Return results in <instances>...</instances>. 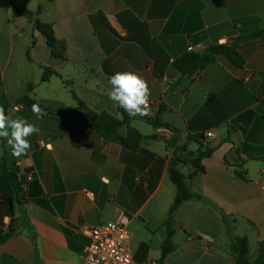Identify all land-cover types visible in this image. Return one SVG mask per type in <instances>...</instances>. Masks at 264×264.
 Listing matches in <instances>:
<instances>
[{
	"label": "crops",
	"instance_id": "0c3cea01",
	"mask_svg": "<svg viewBox=\"0 0 264 264\" xmlns=\"http://www.w3.org/2000/svg\"><path fill=\"white\" fill-rule=\"evenodd\" d=\"M12 3L53 25L58 57ZM125 11L170 57L164 74L156 58L126 40L116 19ZM263 29L264 0H0V109L39 130L19 157L0 138V235L15 232L0 245V264H83L89 229L124 215L136 264H237L236 237L247 241L252 264H264V36L240 44L243 68L219 56L189 77L174 65ZM45 69L57 75L43 81ZM118 72L147 84L148 115L105 138L86 116L123 120L109 98ZM210 99L226 117L201 146L188 124ZM131 129L142 136L138 144ZM173 160L198 197L171 216ZM169 225L174 249L162 262Z\"/></svg>",
	"mask_w": 264,
	"mask_h": 264
},
{
	"label": "trees",
	"instance_id": "16d2710c",
	"mask_svg": "<svg viewBox=\"0 0 264 264\" xmlns=\"http://www.w3.org/2000/svg\"><path fill=\"white\" fill-rule=\"evenodd\" d=\"M13 4V3H12ZM15 10L22 15H25L29 21L34 24V27L46 38L49 47L53 51V55L58 57L56 47L57 42L55 38L54 28L51 24H46L41 22L36 18V15L39 14L40 11L34 13L29 10L23 9L14 5ZM102 22L111 29V26L108 22V19L104 16V14L99 13L97 15ZM116 19L120 23V25L127 31L128 35L126 40L135 42L139 44L142 49L148 53L153 58L157 60L156 70L162 75L164 74L167 66L170 64L171 59L167 55V53L155 42L152 40L150 31L148 26L141 22L132 12L125 11L121 12L116 16ZM264 36V29L261 31L254 32L251 35H242L235 39L232 44H224V45H214L209 47L203 53H193L189 52L180 59H178L174 65L175 67L184 75V76H193L200 73L204 70L208 65L215 62L219 56L226 57L232 64H234L238 68H243L246 65V60L241 55L239 51V46L242 42L260 38ZM35 46V41L32 43V48ZM57 75V72L45 69L43 75V81H47L51 76ZM215 99H210L208 104L199 110L190 120H189V130L194 135L191 137L192 140L197 141L201 146L205 140L204 133L212 128H215L218 123L221 121L223 117H226V113L218 101L217 104L220 108L216 107ZM80 108L84 109L85 105L83 102L80 103ZM120 112L123 115V120L118 121L112 118L110 115L106 113L97 114L92 111H88L86 122L88 126L93 127L99 133H101L105 138L114 137V132L117 127L128 125L133 117H129L128 114L124 111L123 108L120 107ZM155 127L162 126L158 120L153 122ZM131 135L136 137V143L142 138V136L134 130H130ZM133 133V134H132ZM211 151H207L204 154H200V157L209 156ZM2 173L7 176L9 179H12V175L9 173V170L5 167H1ZM170 178L172 182L177 187V197L175 201V205L172 209L171 216L176 210V208L184 201L197 198L198 196L190 192L186 185V177L184 174L178 170V162L176 160L171 161L170 164ZM21 183L18 184L20 187ZM16 185L17 191L19 190ZM15 235L13 227L10 228L9 232L0 235V245L9 240L11 237ZM173 236V231L169 225V237L167 241L163 245V253H162V262L163 260L173 251V246L171 244L170 238ZM233 252L236 258L237 264H252L249 253H248V245L247 241L243 238L236 237L233 240Z\"/></svg>",
	"mask_w": 264,
	"mask_h": 264
},
{
	"label": "clouds",
	"instance_id": "9594fccd",
	"mask_svg": "<svg viewBox=\"0 0 264 264\" xmlns=\"http://www.w3.org/2000/svg\"><path fill=\"white\" fill-rule=\"evenodd\" d=\"M109 83V98L123 108L129 117L148 115L150 93L147 84L138 75L132 72H118L110 78ZM32 111L38 116L42 114L38 105H33ZM38 131L35 125L19 118L12 119L0 109V138L7 140L13 156L25 154L30 147L26 138Z\"/></svg>",
	"mask_w": 264,
	"mask_h": 264
},
{
	"label": "built area",
	"instance_id": "2783aa9c",
	"mask_svg": "<svg viewBox=\"0 0 264 264\" xmlns=\"http://www.w3.org/2000/svg\"><path fill=\"white\" fill-rule=\"evenodd\" d=\"M207 138H214L212 131H206ZM32 177L28 176V181ZM130 219L121 216L89 229L90 244L86 248L83 264H136L130 246ZM146 264H154L148 262Z\"/></svg>",
	"mask_w": 264,
	"mask_h": 264
}]
</instances>
